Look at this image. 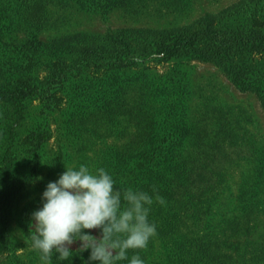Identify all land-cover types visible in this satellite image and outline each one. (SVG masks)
Here are the masks:
<instances>
[{"label": "rangeland", "instance_id": "1", "mask_svg": "<svg viewBox=\"0 0 264 264\" xmlns=\"http://www.w3.org/2000/svg\"><path fill=\"white\" fill-rule=\"evenodd\" d=\"M213 15L264 22V0H0V175L13 174L19 189L6 222L0 217V264H39L31 213L49 181L82 163L104 167L121 189L155 188L164 197L150 213L157 235L129 256L264 264L262 101L213 61L145 45ZM263 59L254 58L259 72ZM13 89L20 97L4 96ZM192 165L212 175L215 198L167 197ZM9 189L0 182V193ZM88 254L75 253L71 264Z\"/></svg>", "mask_w": 264, "mask_h": 264}, {"label": "clouds", "instance_id": "2", "mask_svg": "<svg viewBox=\"0 0 264 264\" xmlns=\"http://www.w3.org/2000/svg\"><path fill=\"white\" fill-rule=\"evenodd\" d=\"M41 206L31 213L35 230L31 248L39 264H62L78 251L88 250L82 264H146L139 252L157 235L150 219L154 204L166 201L151 192L116 186L104 167L65 166L56 180L49 181L41 194ZM97 229L94 235L89 231ZM79 241L78 247L70 246Z\"/></svg>", "mask_w": 264, "mask_h": 264}, {"label": "trees", "instance_id": "3", "mask_svg": "<svg viewBox=\"0 0 264 264\" xmlns=\"http://www.w3.org/2000/svg\"><path fill=\"white\" fill-rule=\"evenodd\" d=\"M258 17V15H253L250 20L245 18L246 23L244 26L232 24L229 21L220 22L214 15L205 16L200 18L198 24L193 26L177 28L170 32H157L158 34L151 37L150 40H145V45L154 46L156 52L165 56L195 55L202 60L219 64L228 71L232 81L238 88L254 91L264 105V72H259L254 63L256 55L260 54L264 58V26L261 27L264 22ZM19 95L20 90L17 89L4 92V96L8 99H17L20 97ZM192 163L198 164V168H200L199 163L201 161L196 160ZM200 170H206V168ZM179 173L181 176L178 177L177 182L166 188L167 197L179 201L194 199L200 203L210 197L215 198L212 184L208 187L212 180V175L208 171L196 172L195 167L192 165L190 168L184 167L182 173L180 171L177 174ZM12 180H14L13 174L0 175V182L7 185V190L10 188L9 193H7V190L0 193V217H3V223L6 222L5 214L8 205L11 204L14 196L19 191L18 188H15V184L10 185L13 182ZM173 181L174 178L170 180V182ZM197 182L202 183L201 186H198ZM207 182H209L208 185ZM1 226H6V224ZM1 226L0 231L2 230ZM249 227L245 231H248ZM85 231L91 232L90 230ZM91 233L97 235L98 230L96 229L95 232ZM0 235L2 237L3 233ZM239 235L246 234L240 232L236 236ZM234 240L238 245L242 243L238 238ZM75 243L76 246L71 247L72 249L78 247L79 241ZM75 253L78 254V251ZM85 253H88V250L79 254Z\"/></svg>", "mask_w": 264, "mask_h": 264}]
</instances>
